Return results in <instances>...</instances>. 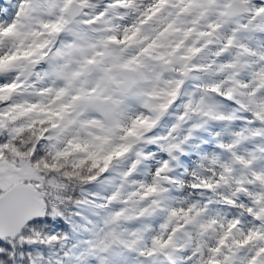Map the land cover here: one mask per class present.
<instances>
[{
	"label": "snow or ice",
	"instance_id": "snow-or-ice-1",
	"mask_svg": "<svg viewBox=\"0 0 264 264\" xmlns=\"http://www.w3.org/2000/svg\"><path fill=\"white\" fill-rule=\"evenodd\" d=\"M260 37L264 0H0V264H44L56 229L83 233L84 264L117 247L150 264H264ZM162 121L140 179L156 153L134 138ZM177 168L211 195L173 196ZM102 175L114 190L81 192L71 213L53 195ZM88 207L107 210L102 226Z\"/></svg>",
	"mask_w": 264,
	"mask_h": 264
},
{
	"label": "clouds",
	"instance_id": "clouds-1",
	"mask_svg": "<svg viewBox=\"0 0 264 264\" xmlns=\"http://www.w3.org/2000/svg\"><path fill=\"white\" fill-rule=\"evenodd\" d=\"M12 3H15V0H11ZM260 39H264V37H260ZM181 103L180 100H178L176 102V104L171 108V110L169 111L167 117L165 118V120L167 121H172L175 122V117L176 115L181 111V109L179 108V104ZM139 110V109H137ZM241 115H244L243 113ZM189 125H185V127H188ZM168 127L169 125L166 124L165 122H161L159 124L158 127L155 128H140L138 129L139 132V136L134 138V142L136 144L137 147L142 148L146 154L148 155H152V153H156V155L153 157V159H149V160H144L141 165L138 167L137 169V176L140 179H146V180H150V176L149 177H145L142 175L143 172L145 171H150L153 172L155 171V169L153 167H151L152 165L155 164L156 161H159L161 159L159 153L158 148H154L151 145L145 143V141L150 140L153 138V136H167L168 135ZM210 128H212V125H209ZM185 133L183 131H181L179 133L180 136H183ZM198 137L202 136L205 139L208 138L206 133H197L196 134ZM194 142H199V140H196ZM214 143V142H213ZM131 159V157H130ZM199 161L198 159L194 156L192 158V163L193 165L197 164ZM91 162H88V166L90 167ZM126 166V164H124L122 167ZM83 171V175L87 176L88 172L86 170H82ZM183 169L182 168H177L176 171L173 173L174 176L178 177L181 181L182 184L181 185H173L170 184L168 185V187L171 189V194L173 196L176 197H188L190 199H207L208 195H211L210 193H205L204 195H201V193L199 192H195L192 190L191 188V172H189L188 175H181ZM108 176H115L116 174L114 172H109L107 173ZM136 178V177H133ZM105 179V176L102 175L100 177V180L96 181L95 183H83L78 179L72 180V181H65L68 184L67 189L62 192L59 193L60 195H62L64 197L65 200H69L72 203L70 205H66V207L69 208V212L71 211H75V201L79 200L81 198V192L82 191H95L98 192L101 196H107L109 195L114 189L113 186L108 187L107 190H104L101 188V182ZM119 177H116L115 183H119ZM56 193H53V195H55ZM222 207V206H219ZM227 211V209H225ZM157 225H153V229L156 230L157 229ZM152 233H148V235H151ZM62 238V237H61ZM129 255H131V253H129ZM177 264H183L182 261L178 260ZM194 264V262H193Z\"/></svg>",
	"mask_w": 264,
	"mask_h": 264
},
{
	"label": "trees",
	"instance_id": "trees-1",
	"mask_svg": "<svg viewBox=\"0 0 264 264\" xmlns=\"http://www.w3.org/2000/svg\"><path fill=\"white\" fill-rule=\"evenodd\" d=\"M111 186L112 185L108 182L107 183H104V181L101 182V188L104 190H107V188ZM87 192H93V191L89 190ZM96 193L100 195L98 192ZM55 195L62 196L59 193H56ZM97 213H99V215H97ZM104 214H105V210L102 211L95 207H88L83 211V217L85 219H90L93 222H98L99 226H102V217ZM40 231L44 232L45 229L41 228ZM56 232L61 235L62 238L60 240L54 241L52 244L45 243L44 245H42L41 251H46L44 264H55L56 259H60L64 257L65 251H70L72 253V256L71 258H65L64 264H84L83 260H77L75 258L76 256L79 255L80 252L77 245L82 239H84L83 233L79 229H77L69 236L68 240H64L63 230L56 229ZM118 248L119 247H117V249L110 254L112 257L109 255V259L112 258V260L108 261L109 264H131V263L150 264V262L145 261V258L143 256H138L135 252L123 250L121 248L118 249ZM129 253H131V255H129ZM33 255H36V253L34 252Z\"/></svg>",
	"mask_w": 264,
	"mask_h": 264
},
{
	"label": "rangeland",
	"instance_id": "rangeland-1",
	"mask_svg": "<svg viewBox=\"0 0 264 264\" xmlns=\"http://www.w3.org/2000/svg\"><path fill=\"white\" fill-rule=\"evenodd\" d=\"M121 167L123 166V164H121L120 165ZM104 181V180H103ZM104 183H107V181H104ZM105 211H107V210H105ZM117 248H115L114 250H116ZM119 249V248H118ZM111 256V255H110ZM112 257V256H111ZM110 260H112V258L111 259H109L108 258V261H110ZM107 261V264H109V262ZM131 264H135V263H131Z\"/></svg>",
	"mask_w": 264,
	"mask_h": 264
}]
</instances>
